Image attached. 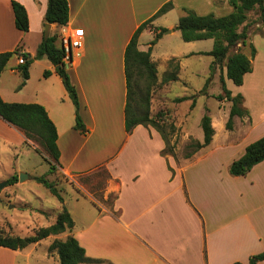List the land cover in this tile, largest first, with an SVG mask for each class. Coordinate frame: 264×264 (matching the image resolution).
Returning <instances> with one entry per match:
<instances>
[{
	"label": "crops",
	"instance_id": "crops-1",
	"mask_svg": "<svg viewBox=\"0 0 264 264\" xmlns=\"http://www.w3.org/2000/svg\"><path fill=\"white\" fill-rule=\"evenodd\" d=\"M15 1L26 10L28 30L16 28L12 0H0V52L19 48L30 58L44 35H56L59 43L63 26L44 21L47 0ZM67 2L69 17L65 25L70 30L79 29L83 36L79 56L65 63V70L76 89L79 114L87 131L74 129V105L56 66L47 57L32 60L24 82L16 55L0 74V96L4 101L24 100L44 106L57 131V166L66 177L99 167L109 175L103 197L114 195L110 206L102 205L89 193L75 195L71 205L65 201L73 227L64 238L72 235L85 254L94 259L82 264H246L252 255L264 250V160L245 175H230L228 168L249 143L264 135V115L256 121L252 119L256 110L264 111V20L248 32L246 45L236 46L242 47L247 56L250 52L246 46L250 49L252 44L255 49L252 70L244 74L242 84L237 85L239 90L231 91L232 95L242 94L248 115H234L232 130L225 129L228 116L222 118L218 129L212 119L214 134L210 143L177 162L173 155L161 154L165 143L154 128L137 125L131 132L125 130L124 50L136 28L166 2H171L172 8L151 21L154 26L170 30H165L152 46L151 58L155 62V46L175 32L184 8L199 15L223 16L220 12L232 11L228 0ZM171 13H175L173 18L169 17ZM153 36V30L143 29L138 48L147 50ZM203 40H212L211 47L179 51L169 58L162 55L163 60L211 50L210 38L184 42L192 48ZM45 70L49 71L47 76L43 75ZM216 72L224 76L226 87L233 84L224 66H216L213 73ZM237 120L246 126V134L254 131V135L229 141V132L234 131ZM183 130L186 137H194L184 127ZM194 138L201 142L203 135ZM0 143L10 148L25 144L23 132L1 117ZM48 237L54 240L56 235ZM39 243L40 240L22 249L0 246V254L10 255L7 264H16L18 257L28 264ZM54 255L59 264L57 253H49L48 248L44 261L48 263ZM256 264H264V260Z\"/></svg>",
	"mask_w": 264,
	"mask_h": 264
},
{
	"label": "trees",
	"instance_id": "trees-1",
	"mask_svg": "<svg viewBox=\"0 0 264 264\" xmlns=\"http://www.w3.org/2000/svg\"><path fill=\"white\" fill-rule=\"evenodd\" d=\"M232 11L223 16H215L213 13L199 15L193 10L184 8L177 21L175 29L179 31L183 41H193L199 39H213V46L207 52H199L213 57L210 64V71L213 72L215 65L225 67L226 77L233 84L241 85L243 76L252 70L251 60L254 57L255 49L250 44V56H247L240 47L234 49L238 43L241 46L246 45L248 34L244 27H239L246 21V13L250 10H257L259 19L264 20V0H228ZM12 10L14 22L17 29L21 31L28 30L27 13L22 4L12 0ZM172 8L171 2L164 3L150 18L141 23L133 32L129 42L124 50V75L126 81V100L124 105V126L127 132H131L137 125L154 128L161 135L165 146L161 154H171L176 158L174 151L173 137L177 134L178 128L174 122H169L163 112L150 113L151 98L157 87L166 85L178 80L179 61L176 58L168 60L169 70L165 71L162 78H157V68L151 58L152 46L158 41L162 33L166 30L163 27L154 26L151 21L167 12ZM69 17V6L67 0H47L44 21L46 23H56L64 26ZM145 28L153 30L154 36L148 43L147 50L138 48V36ZM56 35H44L37 47L33 57L28 58V54L22 53L25 62L18 67L23 82L28 78V68L33 59L43 56L56 66V72L62 77L63 85L75 108L74 129L85 133L87 131L82 118L79 114V100L74 85L65 70V63L62 58L64 51L61 42L57 43ZM21 53L17 48L12 51L0 52V74L6 66L8 60ZM49 71L45 70L43 75L47 76ZM22 82V83H23ZM222 92L215 95L219 101L228 100L231 102L228 118L225 122V129H233V117L237 115L244 117L248 111L243 107V96L241 93L235 95L226 87L224 76L220 75ZM185 97H176L175 102L184 100ZM0 117L7 123L21 130L26 140L37 141L44 146L52 155L55 162H58L59 150L56 144L57 131L54 123L49 118L44 106L36 102H6L0 96ZM200 126L203 132V140L200 142L191 138L185 146L184 157H191L198 149L208 145L214 134V128L211 123V117L204 114L200 120ZM264 160V135L249 143L242 156L233 160L228 168V172L233 176L245 175L255 164ZM109 176V175H108ZM36 181L50 187L51 193L63 203L62 195L51 185L44 176H35ZM17 181L16 176L7 180V184H13ZM73 219L65 205L61 206L57 213L55 221L48 226H42L36 229L32 234L19 236L0 234V246L10 249H22L29 244L36 243L49 235H57L66 231H71ZM48 252H56L59 264H82L92 262L72 236L66 238H55L48 246ZM264 260V250L252 255L246 264H256ZM230 264H244L233 262Z\"/></svg>",
	"mask_w": 264,
	"mask_h": 264
},
{
	"label": "rangeland",
	"instance_id": "rangeland-1",
	"mask_svg": "<svg viewBox=\"0 0 264 264\" xmlns=\"http://www.w3.org/2000/svg\"><path fill=\"white\" fill-rule=\"evenodd\" d=\"M220 13L224 15L228 11ZM174 15L175 13H171L169 17L173 18ZM246 15V21L239 27V30L246 25L245 28L248 34L249 31L256 28V24H259L261 20L257 10H250ZM165 38L159 45L155 46L154 50L158 80L162 78L165 71L170 69L168 60L164 61L162 55L169 58L172 53H179V51L187 49H190L187 51H193L196 48L207 49L212 44V40H203L189 48L176 29L173 34H168ZM236 48L238 47L231 49L230 52L236 50ZM246 48L250 52L249 47L246 46ZM240 49L242 50V47ZM178 60L181 66L179 79L170 82L169 87H166L167 84L157 87L152 95L150 105L152 115L159 111L163 112L168 121L174 122L178 128L177 134L172 139L177 162L185 158V146L190 139L195 136L202 137L201 117L208 114L211 120H214V126L218 129V125H222V118L228 116L230 106L228 100L219 101L215 98L216 94L222 92V88L219 71L216 73L210 71L211 56L190 54L180 57ZM223 63L222 61L221 64L215 65V67H221ZM67 75L70 76L69 73ZM227 88L233 92L239 90L235 84ZM176 97H185V99L175 102ZM14 102H24V100ZM263 115L264 111L262 109L260 111L256 110L252 119L256 121ZM183 127L194 137H186ZM244 128L246 126L237 120L234 131L229 132L228 140L247 139L254 135V131L246 134ZM21 173L27 175L22 181L19 180ZM40 175L44 176L62 195L63 203L51 193L50 187L35 180L34 177ZM12 176H16L17 181L13 184H7L0 190V234L24 236L32 234L39 227L50 225L55 221L56 215L61 206L65 205V201L71 205L75 195L80 194L83 196L89 193L94 199L106 206H110L114 198L113 194H107L106 198L103 197V190L108 176L105 168L99 167L92 172L77 176L73 175L68 178L59 170L57 162H55L50 152L33 140H26L24 145L17 148H10L6 144L0 143V181L8 180ZM66 232L57 234L56 238L64 239ZM52 240L53 237L40 240L33 256L29 258L28 264H57L55 255L49 258L48 263L44 261L48 245ZM10 261V255L0 254L1 263L7 264ZM16 264H24L23 259L18 257Z\"/></svg>",
	"mask_w": 264,
	"mask_h": 264
},
{
	"label": "built area",
	"instance_id": "built-area-1",
	"mask_svg": "<svg viewBox=\"0 0 264 264\" xmlns=\"http://www.w3.org/2000/svg\"><path fill=\"white\" fill-rule=\"evenodd\" d=\"M82 32L79 29L70 30L66 25L63 26L60 42L64 51L63 62H72L73 57H77L80 54L82 46ZM25 62V58L22 53L18 55L17 63L21 65Z\"/></svg>",
	"mask_w": 264,
	"mask_h": 264
},
{
	"label": "water",
	"instance_id": "water-1",
	"mask_svg": "<svg viewBox=\"0 0 264 264\" xmlns=\"http://www.w3.org/2000/svg\"><path fill=\"white\" fill-rule=\"evenodd\" d=\"M166 31H170V30H166ZM26 177H27L26 174L21 173V174H20V177H19V180L22 181V180H24ZM6 185H7V180L0 181V190H1L3 187H5Z\"/></svg>",
	"mask_w": 264,
	"mask_h": 264
}]
</instances>
